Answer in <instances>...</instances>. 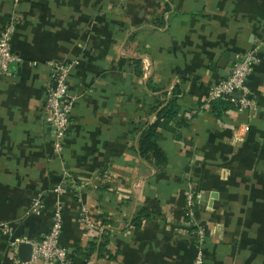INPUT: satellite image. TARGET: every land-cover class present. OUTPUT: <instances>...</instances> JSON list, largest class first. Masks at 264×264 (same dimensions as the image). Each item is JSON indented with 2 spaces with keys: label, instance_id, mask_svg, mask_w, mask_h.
Here are the masks:
<instances>
[{
  "label": "crops",
  "instance_id": "0c3cea01",
  "mask_svg": "<svg viewBox=\"0 0 264 264\" xmlns=\"http://www.w3.org/2000/svg\"><path fill=\"white\" fill-rule=\"evenodd\" d=\"M13 16L20 61L0 74V264H23L11 242L48 230L57 184L68 187V253L94 237L81 205L104 220L105 247L86 264H191L195 221L207 234L203 264H264V0H0V30ZM256 44L253 106L221 113L206 102L229 72L220 64ZM50 59L73 62L59 157L42 110ZM171 96L174 130L159 127L157 139L168 161L156 167L138 140ZM188 182L200 193L192 219ZM36 194L40 214L29 210Z\"/></svg>",
  "mask_w": 264,
  "mask_h": 264
},
{
  "label": "built area",
  "instance_id": "2783aa9c",
  "mask_svg": "<svg viewBox=\"0 0 264 264\" xmlns=\"http://www.w3.org/2000/svg\"><path fill=\"white\" fill-rule=\"evenodd\" d=\"M17 16L12 19L0 30V74L6 73L12 62L20 61L12 50L11 39L14 32ZM259 45H253L244 51L232 63L229 73L223 79L214 82L206 96V102H213L218 99L227 98L235 103L238 110L244 111L253 106L252 100L248 96L246 81L253 71L259 57ZM48 68V82L45 89V99L43 103V118L49 127L52 135L51 151L55 157L62 154L66 134L69 128V115L73 108V97L69 95L68 77L71 73L73 62H60L53 59L46 61ZM241 90L240 96H234V92ZM242 133L247 132L249 125L242 123ZM243 134H236L234 142L242 137ZM238 138V139H237ZM68 191V187L57 184L51 188V192L56 196L51 213L49 228L39 238L26 240L15 238L11 242V247L21 242L31 245L30 259L23 264H72L68 251L60 245V234L63 224L64 201L63 196ZM200 201V193L195 190L192 183L186 184L185 192V213L192 219L194 207ZM43 199L41 194H36L31 198L29 210L35 214H40L43 209ZM80 222L91 230L94 234H100L102 223L100 220L93 221L85 206L80 207ZM192 230L193 244L195 253L191 264H203V246L206 238V229L199 222L193 223ZM8 232L7 228H3Z\"/></svg>",
  "mask_w": 264,
  "mask_h": 264
},
{
  "label": "trees",
  "instance_id": "16d2710c",
  "mask_svg": "<svg viewBox=\"0 0 264 264\" xmlns=\"http://www.w3.org/2000/svg\"><path fill=\"white\" fill-rule=\"evenodd\" d=\"M214 108L225 110L231 106L233 102L225 99H218L214 101ZM223 111L221 113H223ZM177 113L176 97L171 96L167 104L164 105L158 112L156 120L147 125L139 136L138 140V152L142 158L153 161L156 167H163L167 164L168 157L162 148L158 145L157 139L160 137L158 131L159 127H165L170 130H174V127L167 124V120L175 116ZM186 122V121H185ZM176 125L178 124L175 122ZM104 220L102 221V224ZM192 230L194 227L191 228ZM105 229L100 234H94V237L86 247H77L71 253H68L72 264H86L89 260L96 247L99 246L100 250H103L106 244Z\"/></svg>",
  "mask_w": 264,
  "mask_h": 264
},
{
  "label": "water",
  "instance_id": "95a60500",
  "mask_svg": "<svg viewBox=\"0 0 264 264\" xmlns=\"http://www.w3.org/2000/svg\"><path fill=\"white\" fill-rule=\"evenodd\" d=\"M236 59V54L232 53L230 57L226 60L225 65L220 64V67L225 68V69H230V66ZM223 74L226 76L228 75L229 72L222 71ZM242 94L241 90L235 91L234 96H240ZM207 196V193H205V198ZM31 245L27 242H21L18 245V257L22 262H26L30 259L31 255Z\"/></svg>",
  "mask_w": 264,
  "mask_h": 264
}]
</instances>
